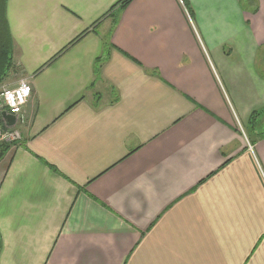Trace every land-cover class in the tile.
I'll return each instance as SVG.
<instances>
[{
  "label": "crops",
  "instance_id": "crops-1",
  "mask_svg": "<svg viewBox=\"0 0 264 264\" xmlns=\"http://www.w3.org/2000/svg\"><path fill=\"white\" fill-rule=\"evenodd\" d=\"M132 1L8 0L0 264H264V0Z\"/></svg>",
  "mask_w": 264,
  "mask_h": 264
},
{
  "label": "trees",
  "instance_id": "trees-1",
  "mask_svg": "<svg viewBox=\"0 0 264 264\" xmlns=\"http://www.w3.org/2000/svg\"><path fill=\"white\" fill-rule=\"evenodd\" d=\"M184 1V0H183ZM132 0H119L110 10L109 17H112L117 21L119 19L122 12H124L127 7L132 3ZM185 3V1H184ZM8 0H0V87L6 82V79L12 74L13 71L16 70V64L14 62V57L12 53H14V43H12L13 38L9 30V25L7 21V5ZM185 7L186 4H185ZM82 37V36H81ZM75 39V41L71 44L74 45L79 39ZM105 59L103 57L97 58L95 64V76L99 77L101 73V62ZM249 123L247 126V134H248V143L252 146L258 140L264 139V128L262 127L263 118H264V109L255 111L252 113L251 117H249ZM12 146L11 144H0V160L5 155Z\"/></svg>",
  "mask_w": 264,
  "mask_h": 264
},
{
  "label": "built area",
  "instance_id": "built-area-1",
  "mask_svg": "<svg viewBox=\"0 0 264 264\" xmlns=\"http://www.w3.org/2000/svg\"><path fill=\"white\" fill-rule=\"evenodd\" d=\"M24 83L27 85L28 88L31 89L30 94L28 97H26V102L24 104H17V106L20 108L19 112H14L12 107L9 106V104L7 103L6 99H5V93L6 92H16V90L21 88V83ZM32 87L31 85L26 81V80H21L18 84L17 87L13 88V89H3L2 91H0V104H1V109L2 111L5 110V112H9V114L11 116H14L16 118V120L18 122H24L26 119V112L25 109L28 105V102L32 96ZM21 139V135L18 131L15 130H9V129H5L3 127H0V144H17ZM250 148H252V146H250Z\"/></svg>",
  "mask_w": 264,
  "mask_h": 264
},
{
  "label": "clouds",
  "instance_id": "clouds-1",
  "mask_svg": "<svg viewBox=\"0 0 264 264\" xmlns=\"http://www.w3.org/2000/svg\"><path fill=\"white\" fill-rule=\"evenodd\" d=\"M31 89L27 87L23 82L21 83V88L16 90V92H6L5 99L9 106L12 107L14 112H19L20 108L17 104H24L26 102V97L29 96Z\"/></svg>",
  "mask_w": 264,
  "mask_h": 264
},
{
  "label": "rangeland",
  "instance_id": "rangeland-1",
  "mask_svg": "<svg viewBox=\"0 0 264 264\" xmlns=\"http://www.w3.org/2000/svg\"><path fill=\"white\" fill-rule=\"evenodd\" d=\"M16 78H17V77H16ZM17 79H19V77H18ZM21 80H25V79H19V80L16 81L15 83H12V84H9V85H4V86L0 87V91H2L3 89H13V88H15ZM26 81H27V80H26ZM0 127H1V126H0ZM262 127L264 128V118H263V124H262Z\"/></svg>",
  "mask_w": 264,
  "mask_h": 264
},
{
  "label": "water",
  "instance_id": "water-1",
  "mask_svg": "<svg viewBox=\"0 0 264 264\" xmlns=\"http://www.w3.org/2000/svg\"><path fill=\"white\" fill-rule=\"evenodd\" d=\"M8 117H7V120L10 122V127H14V125H15V118H14V116H9V115H7Z\"/></svg>",
  "mask_w": 264,
  "mask_h": 264
},
{
  "label": "bare ground",
  "instance_id": "bare-ground-1",
  "mask_svg": "<svg viewBox=\"0 0 264 264\" xmlns=\"http://www.w3.org/2000/svg\"><path fill=\"white\" fill-rule=\"evenodd\" d=\"M11 145H14V144H11Z\"/></svg>",
  "mask_w": 264,
  "mask_h": 264
}]
</instances>
